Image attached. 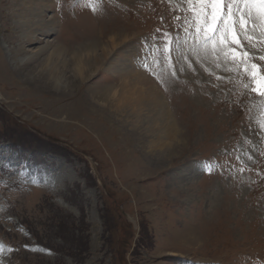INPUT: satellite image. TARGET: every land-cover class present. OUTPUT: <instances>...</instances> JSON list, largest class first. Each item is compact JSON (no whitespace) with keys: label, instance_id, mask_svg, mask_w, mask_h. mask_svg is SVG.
Returning <instances> with one entry per match:
<instances>
[{"label":"rangeland","instance_id":"374dc122","mask_svg":"<svg viewBox=\"0 0 264 264\" xmlns=\"http://www.w3.org/2000/svg\"><path fill=\"white\" fill-rule=\"evenodd\" d=\"M188 8L0 0V264H264V102L185 32ZM249 35L234 47L264 74ZM137 84L177 129L165 144L129 126Z\"/></svg>","mask_w":264,"mask_h":264},{"label":"snow or ice","instance_id":"6c2138e0","mask_svg":"<svg viewBox=\"0 0 264 264\" xmlns=\"http://www.w3.org/2000/svg\"><path fill=\"white\" fill-rule=\"evenodd\" d=\"M192 13L185 20L188 27L185 32L199 42L205 50L213 53L224 52L226 58L237 68L243 67L247 75L255 82L253 91L264 98V74L258 72V66L251 63L255 57L247 51L238 52L234 46H241V39L253 41L249 30H259L264 37V0H184ZM191 29V31H189ZM243 33V37H241ZM169 45H166V48ZM264 60V55L259 56ZM235 70V69H233Z\"/></svg>","mask_w":264,"mask_h":264},{"label":"bare ground","instance_id":"6f19581e","mask_svg":"<svg viewBox=\"0 0 264 264\" xmlns=\"http://www.w3.org/2000/svg\"><path fill=\"white\" fill-rule=\"evenodd\" d=\"M55 51L57 52L58 50ZM86 55L83 59H80L73 71L76 75H80L81 77L84 76L83 73H85L86 71L85 66L87 60L89 63H92L95 66L98 64L97 61L91 59L90 55ZM52 56L55 57V54H52L51 57ZM63 79L64 78H62V76H52L50 80H53L54 83H56V86L60 87L58 85L62 82ZM42 81L44 82V80ZM136 83H138L137 80ZM138 84L132 88L126 87L124 89L123 95L121 96V99H119V102H127L125 105H127L126 109L129 111V117H127L129 126L132 127L135 132H140L147 138H151L153 140L151 141L152 143L162 142L161 145L163 143L165 144L169 139L171 140V138L176 136L177 129L174 125L171 124V122L168 121L170 117L169 113L165 112L160 106L159 98H157L153 92L149 93L148 91V93H146L147 90H144V88L142 86H139ZM135 91H138V96H134L133 98H131L130 94ZM142 97L145 98L144 102H141Z\"/></svg>","mask_w":264,"mask_h":264}]
</instances>
